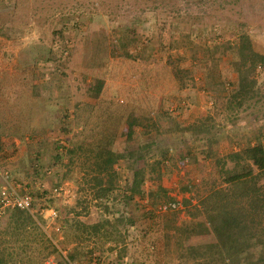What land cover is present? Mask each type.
Listing matches in <instances>:
<instances>
[{
  "label": "rangeland",
  "instance_id": "374dc122",
  "mask_svg": "<svg viewBox=\"0 0 264 264\" xmlns=\"http://www.w3.org/2000/svg\"><path fill=\"white\" fill-rule=\"evenodd\" d=\"M247 41L264 54V0H0V190L10 185L33 194L29 212L42 217L57 248L46 256L48 241L33 228L15 230V209H7L0 214L6 264H80L94 252L105 264H199L187 246L213 236L183 240L174 228L193 219L189 209L196 211L214 183L223 192L219 202L237 209L258 185L226 183L218 162L264 141V67L257 68L256 97L239 112L220 110L234 101L233 62L241 58L225 45ZM174 64L189 71L186 88ZM98 79L105 85L96 97ZM136 117L143 124L130 128ZM103 148L126 155L109 158L116 184L108 206L91 188L94 155L87 160ZM144 171L147 201L159 181L167 189L161 201L172 196L179 204L160 210V203L152 214L146 201L145 208H123L121 189ZM104 219L110 232L93 236ZM76 228L85 239L73 238Z\"/></svg>",
  "mask_w": 264,
  "mask_h": 264
},
{
  "label": "trees",
  "instance_id": "16d2710c",
  "mask_svg": "<svg viewBox=\"0 0 264 264\" xmlns=\"http://www.w3.org/2000/svg\"><path fill=\"white\" fill-rule=\"evenodd\" d=\"M243 44L242 48L238 45H225L226 49H236L240 52L241 58L233 62L234 69L237 72V87L235 88L234 101L222 103L221 111L230 109L235 112H239L247 99H253L258 95L257 86V68L264 67V54L257 52L250 41ZM173 74L175 79L179 83L180 88H186L189 84L187 79L190 78L189 71L184 70L180 65L174 64ZM104 80L98 79L95 89L96 97H99L104 88ZM189 104V103H188ZM213 108H217L219 105L218 98L212 100ZM190 105V104H189ZM190 109L186 105L183 115L188 113ZM143 124L141 119L134 118V121L129 123L130 128L137 124ZM162 125V124H161ZM172 125V123H171ZM204 124L201 122L196 128L200 130ZM156 129L157 127L154 126ZM160 129H157L159 131ZM184 129H182L183 131ZM147 130L146 132H148ZM196 131V130H195ZM174 133V131H171ZM133 131H129V138H132ZM160 134V132H159ZM179 137V136H178ZM179 139V138H178ZM182 139V136H181ZM208 144H212L214 139L212 135H209L206 139ZM161 142V141H160ZM153 143L159 145L158 140L154 139ZM82 148V147H81ZM143 146H140L136 150L143 156ZM155 151H159L156 149ZM94 155L95 159L90 166L93 174L91 180L93 182L92 190L97 198L103 199L108 206L111 197L114 193L116 184L115 170L113 169V161L111 159L125 158L123 153H115L110 149H100L96 153H91L87 156V160H90ZM170 156L169 147L161 151V160H165ZM144 159V158H143ZM135 160V159H134ZM233 162L232 167H228L229 162ZM220 164L221 177L226 183L245 185L247 183L258 184L254 190L246 194L242 201V207L236 208L235 202L230 205L225 202H219L218 195L222 194L220 188H216V183L212 187L207 188L209 193L200 200V206H197L196 211L189 209V214L193 217L191 221L184 222L182 225H178L174 229H178L183 240L187 239L191 235H205L211 234L213 241L202 243L199 245H190L186 248V254L191 256L190 260L193 262L198 259L199 264H264V141L258 140L255 144H249L247 147L231 151L227 153L223 158L218 160ZM143 173V174H142ZM141 173L138 180H134L125 185L121 189L120 198L118 201L123 208H127L130 203H135L137 206L142 205L146 207L149 203L152 208L149 214L154 212L155 206L160 205L162 207L173 209L179 204V201L168 196V203L162 202L160 199L161 191L166 194L167 189L158 181L157 187L150 192L148 200L146 197V191L143 189V182L146 179L147 171ZM160 179V176H157ZM119 188V187H118ZM238 197V195H234ZM138 197V198H137ZM145 199V200H143ZM214 199L217 202H214ZM123 201V203H122ZM143 201L148 202L147 204ZM170 202V203H169ZM165 205H164V204ZM169 206V207H168ZM120 210V209H118ZM42 217H34V215L28 210L16 208L12 213V222L14 223V229L17 231H25L28 233L30 228H33L39 235L41 240H47L48 245L52 249L46 254L48 256L52 252L56 251V246L52 244L51 239L45 234L41 226ZM128 222L134 223L132 217H128ZM109 219H104L102 223H96L93 225L94 235H99L102 229L107 230L106 224H110ZM107 228V229H106ZM79 228H76L73 234V238L77 240L85 239L84 235H81ZM104 233V234H106ZM90 237V236H89ZM92 239V237H91ZM42 244L46 245L45 241ZM42 245L44 248L49 246ZM184 247V245L179 244ZM12 260V259H11ZM10 262V261H9ZM6 257L4 253H0V264H6Z\"/></svg>",
  "mask_w": 264,
  "mask_h": 264
},
{
  "label": "built area",
  "instance_id": "2783aa9c",
  "mask_svg": "<svg viewBox=\"0 0 264 264\" xmlns=\"http://www.w3.org/2000/svg\"><path fill=\"white\" fill-rule=\"evenodd\" d=\"M62 187V186H61ZM61 187L54 189L55 192H59ZM35 204V197L31 192H20L18 189L11 187L10 185H3L0 190V214L7 209H24L32 211ZM165 208V207H164ZM48 264H58L54 260L49 259ZM66 264H76L73 261H69ZM80 264H105V255L101 252H94L87 263Z\"/></svg>",
  "mask_w": 264,
  "mask_h": 264
}]
</instances>
